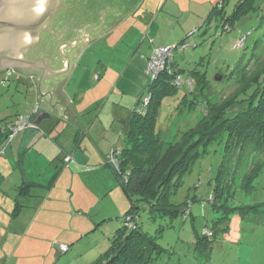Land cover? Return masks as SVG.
I'll return each mask as SVG.
<instances>
[{"label":"rangeland","instance_id":"obj_1","mask_svg":"<svg viewBox=\"0 0 264 264\" xmlns=\"http://www.w3.org/2000/svg\"><path fill=\"white\" fill-rule=\"evenodd\" d=\"M104 1L79 0L75 9L76 18H70L68 22L80 23L72 25L68 35L60 42L54 41L58 55L69 58V70L64 77L66 81L58 78L56 84L59 92H64L68 98L70 95L78 105L82 130L78 135L80 141L74 148L85 163L92 159L90 154L95 148L103 153L100 146L107 147L104 154H110L112 147L111 156L116 160L121 158L126 123L135 113H139L141 102L149 92L151 78L146 69L154 48L174 46L181 42L190 45L183 51H175L173 68L183 70V77L194 71L204 74L210 90L215 93L211 94L206 89L202 93L200 86H206L203 79L198 80L196 88L191 79L188 89L193 94L187 96L181 105L182 110L178 112L177 109L188 89H179L162 99L155 121V130L160 136L156 143L158 156L169 146L175 145L182 133L192 128L197 120L204 118L209 105L217 107L212 112L214 115L221 116L223 110H227L226 117H230L239 108L236 105L235 108L230 107L231 99L264 72V0H138L134 6L130 5L131 0L126 5L117 4L116 0H109V4ZM73 7L71 4L70 10ZM238 7L240 15L230 26L226 20ZM111 8L114 11L112 16L109 11ZM93 18L100 25L98 28L108 26L109 20L116 21L113 24L110 22V28L99 31L98 35H89L91 30L87 28L85 31L89 37L87 34L82 37L76 28ZM79 29L84 28L81 26ZM85 38L88 41L83 43ZM72 39L76 41L77 47L71 49L68 46ZM62 43L67 47L60 48ZM70 49L74 56L70 55ZM94 74L100 80L93 81ZM18 75V72H0V264H66L59 262V259H70L73 247H69L67 252L63 249L65 246L60 244L70 239L72 232L62 236L65 231L63 227L60 235L56 230L44 232V222H38L39 219L34 222L32 233L23 236L21 246L10 257L9 245L13 246L18 239L7 225H11V221L16 218L14 213L22 214L23 219H27L30 212L52 211L56 205V211H61L62 216L59 215L61 221L55 223L63 226L64 221H68L67 215L74 213L78 203H87L80 205L85 212L77 211L74 214L78 221L88 223L97 219L100 206L104 208L106 204L97 200L88 202L85 185L72 179V175L60 182L59 174L64 175L63 171L70 167L61 166L59 162L49 164L51 157L49 151L45 150V142L50 143L51 140L40 137L43 140L40 145H27L29 142L24 140L20 145V135L8 148L5 147L9 140L5 139L6 125L17 115L26 116L32 112L39 100L32 82L26 78L20 81ZM221 101L223 104H216ZM56 120L57 116L53 115L43 125L48 122L57 132L65 130L63 125L69 120L63 117L58 118L59 122ZM100 132L105 134L99 135ZM223 149V145H212L207 154L193 165L172 195L171 202L174 205L182 206L186 199L194 195L198 198L207 197L223 159ZM66 159L68 165L71 162L69 155L65 156ZM246 159L243 162L244 169L257 162V155L247 154ZM106 168L110 176L115 178L110 168ZM113 168L121 177L120 168L114 165ZM23 172L29 181L36 183L34 188L26 192L29 195L19 194ZM122 179L125 181L124 176ZM52 184L54 191H61L56 196L51 195V199L47 195ZM69 187L75 189L76 193ZM254 187L248 195L238 196L240 205L264 203V169L254 182ZM79 188L84 190L77 193ZM168 189L172 190V187ZM17 201L22 206L17 207ZM188 204L186 202L180 207L184 209L181 217L172 222L168 218L151 222L144 214L141 215L139 222L146 233L155 238L159 247L152 264H264V216L259 214L246 220H241L237 215L231 217L227 221L226 232L221 231V226L215 227L219 232L209 249L200 247L197 250L194 242L196 232L202 231L204 227L212 228L213 216L211 209L206 207L202 210L199 202L192 203V215L189 216L186 214ZM259 208L262 213L264 207ZM114 210L119 211L118 215L109 222L97 225L96 236L101 233L103 237H108L110 234L111 238V234L122 226L120 214L125 212H121L119 207ZM161 228L162 231L156 236V231ZM208 229L202 231L206 237L211 236ZM67 243L72 244L71 239ZM59 251L61 255L58 258Z\"/></svg>","mask_w":264,"mask_h":264},{"label":"trees","instance_id":"obj_2","mask_svg":"<svg viewBox=\"0 0 264 264\" xmlns=\"http://www.w3.org/2000/svg\"><path fill=\"white\" fill-rule=\"evenodd\" d=\"M105 1L108 4L110 3L109 0ZM131 1V6L138 3V0ZM129 2V0L115 1V3L122 5H126ZM247 4L249 3L247 2ZM239 7L226 20L230 23V26L236 22V18L240 15ZM104 11L105 8L100 13ZM94 20L95 18L90 22H83L81 25L91 23L90 27H95L94 29L98 32L103 31L104 28H98L100 25ZM115 21L109 20L105 30H108ZM110 22H112L111 25ZM78 27L81 28L80 26ZM85 40H88V38H85ZM73 41L74 39L71 40V42ZM185 44L181 42L170 46L173 53L170 62L166 63L164 71L159 73L156 79H151L148 95L143 98V101L142 99L139 101H142L139 113H135L134 116L129 118V122L126 123L124 141L121 146V158L116 160L114 156H111L112 147L110 154H106V158L110 157L106 160V165L113 170L128 206L125 213L121 215L122 226L113 233L108 250L91 264H152L159 252V247L155 238L147 234L139 222L141 215L144 214L151 222L165 218L172 222L181 217V212L184 209L180 207L184 206L186 202L189 203L187 215H192V203L199 202L201 209L209 207L213 216L212 228L204 227L202 229V231L205 229L210 230V237L204 236L205 234H202V231L196 232L194 242L197 250L200 247L209 249L216 241L217 232H219L215 227L221 226V231L226 232L227 221L231 217L237 215L241 220H246L259 214L264 216V211L261 213L259 208L261 206L264 207V203L240 205L238 202L240 194L248 195L255 189L254 182L264 169V72L256 76L252 83L250 82L249 85L231 99L230 107H239L231 113L232 117H226L227 110H223L221 116L214 115L212 112L217 107L209 105V111L205 113L206 117L204 116V118L201 117L200 120H197L192 128L182 133L181 137L175 141V145L169 146L163 154L158 156V145L156 143L160 136L155 130V121L162 99L165 96L173 95L179 89H188L189 85H191L188 82L191 79L194 81L195 88L198 85V80L201 81L203 79V83L206 86H203V88L200 86L201 92L203 93V90L206 89L211 94H215L210 90L204 74L194 71L187 73L186 77H183V70L173 68L175 51H183L190 46ZM49 56L52 57L51 53H48L45 57L49 59ZM149 60L150 58L148 62ZM94 75V81L100 80L99 76ZM149 76L152 78L150 74ZM176 76H180L182 80L180 86L174 83ZM21 78L26 77L20 76ZM251 87L253 89L248 92ZM192 94V90L188 89V93L185 94L182 103L177 109L178 112L182 110L181 105L187 99V96H192ZM206 95L207 93L204 94V96ZM147 98L148 101L145 102ZM216 104L223 103L221 101L216 102ZM191 108L194 109L195 107ZM35 111H38L36 107L32 112L24 116L28 117L31 115L32 124L36 117V115H33ZM19 117L17 115L12 122L6 125L7 127L4 130L7 131L6 140L12 135L9 127L15 125ZM65 122V125H63L65 129L82 130L80 121L77 127L72 125L71 120ZM31 123L27 129L11 137L5 147L8 148L13 141L32 127ZM58 133L61 134L60 132ZM216 144L223 145L224 152L213 185L210 183L213 186L212 190L207 194L206 198H198L194 195L191 199H186L182 206L174 205L171 202L172 195L175 194L184 177L191 171L193 165L207 154L209 147ZM247 154L257 155V162L252 167L248 165L244 169L243 162L247 161ZM70 160L72 161L71 157ZM64 161L65 157L62 163L66 166ZM113 165L120 168L119 173L122 171L121 177L118 176ZM245 171L248 172L246 173ZM123 176L125 181L122 179ZM35 186L36 184L34 183L23 182L19 187V194L21 195L22 192V194L29 195L26 192ZM170 187H172V190L168 189ZM16 203L17 207L22 206L19 201ZM18 215L17 212L14 213V216L17 217ZM160 231H162V228L156 231V236ZM65 247L67 251L69 247Z\"/></svg>","mask_w":264,"mask_h":264},{"label":"crops","instance_id":"obj_3","mask_svg":"<svg viewBox=\"0 0 264 264\" xmlns=\"http://www.w3.org/2000/svg\"><path fill=\"white\" fill-rule=\"evenodd\" d=\"M44 58L47 59L46 57ZM51 65H52L51 67L54 70H60V69L65 70V68L60 66V62L58 61H55L54 63L51 62ZM68 70H66L62 75L58 76V78H61V79L63 78L62 81H66L64 77H65V73L68 72ZM34 81L35 83L37 82V77ZM69 97L70 98H68L67 96L65 98V103L68 109L67 112L69 114L68 119L71 120L72 125L77 127L78 122L80 121L78 117L80 114V111L78 109V105L75 104L76 103L75 100L74 99L72 100L70 95ZM46 121L48 120H45L43 122H46ZM43 122H41L38 126H34L31 123L32 127H30L27 131L21 134V138H22L21 141L19 139L20 145L23 144V140L26 143L29 142L27 145H30L33 143H35L36 145L38 144L40 145L43 141L40 139V137H44V138H47L48 140H51L50 143L45 142V148H47L45 150L49 151L48 153L50 154L49 156L51 157V160L49 162L50 165L54 163L55 164L60 163L62 166L63 164L62 161L66 155H69L72 158V161L68 165L66 166L63 165L64 167L68 166L70 168L65 169L63 171L64 175L59 174L60 182L61 180L65 181L67 177H70V175H72L71 176L72 179L75 178L76 179L75 181L79 180L81 181V183L85 185L86 187L85 190L88 192V198H87L88 202L90 200H92V202L94 200H97V201H101L102 203H105L106 206L104 208L100 206V210L96 215L97 219L94 220V222L92 221L88 223L86 221L77 220V216H75L76 212L77 211L85 212L84 208H81L80 205L87 204V203H82V204L78 203L76 205L77 209L73 210L75 214L74 213L68 214L67 215L68 221L66 222L65 220L63 226L62 224L58 225L57 223H55L58 220L61 221V218L59 217V215L62 216L61 211H56V208H58L56 205L53 206L55 207L54 208L55 210L53 209L52 211H47V210L40 211L39 210V211L33 212V214L30 212L29 215H27L28 216L27 219H23L24 217H22V214H19L14 220L11 221V225L7 224L8 229H12L15 232L14 234H16L18 238L13 246H11V244L9 245L11 247L10 257L14 256V254L17 252V249L21 246L22 241H23V236L26 237L30 234V232L32 233V227L34 225V222H36L37 219H39L38 222L40 221L44 222V224H42L44 227V232H47V231L50 232L51 230H54V231L56 230V231H59V235H60V231L63 228L65 231L62 236H64V234L69 235V232L70 231L72 232L71 233L72 236H69L72 241V244L68 245L67 242L70 241L69 238H68L69 240L65 239L60 244L63 246L65 245L67 247H73L72 257L67 260L59 259V262L63 261V262H66V264H91L101 254H103L110 246V239H111L110 234L108 237L106 235L103 237L101 233L98 236H96L97 234H95V232L98 231L97 225L101 224V222L102 224H104L105 222H109L108 220H113V218L116 215H118V212H119V211L117 212L116 210H114L115 207H119L120 211L121 212L123 211V213L127 210L128 205H127L125 196L122 193L118 185L116 176L114 175L115 178H112L109 172H107L106 170L107 169L106 168L107 159L105 157L106 154L104 153L107 151V147L105 148L104 146L102 147L100 146L103 153L100 152L99 149L98 151L97 148H95L96 150H93L92 154H90L92 159L87 160L88 163L87 162L85 163L82 155L79 156L77 149L74 148L76 147L75 145L79 140L78 135L80 134L81 130H77V129L70 130L66 128L64 131L60 132L61 134H59L56 131L57 129L54 128L51 123L47 122L46 125H43ZM33 123H34V120H33ZM79 127H80V124H79ZM56 133H58L57 136H56ZM103 133L104 132L102 133L100 132L99 135H102ZM30 150L31 148L29 147V151ZM89 161H91V163ZM110 170L113 172L111 168ZM22 177H23V182L34 183L27 179L25 172H23ZM69 182H71V179ZM53 186L54 185H52L49 188L50 190L49 195H47L51 199L53 198L51 195L55 194L56 196L58 194V191H61L59 189H55L54 191L55 187ZM93 186H97V187L94 188ZM69 188L70 190H73L76 193L75 189H72L71 187ZM81 190H84V189H81V188L77 189V193H79ZM59 194H62V192H59ZM120 215H123V214H120ZM35 235H38V234L35 233ZM111 237H112V234H111ZM68 251H69V248H68ZM60 255L61 253L59 251L58 258L60 257Z\"/></svg>","mask_w":264,"mask_h":264},{"label":"water","instance_id":"obj_4","mask_svg":"<svg viewBox=\"0 0 264 264\" xmlns=\"http://www.w3.org/2000/svg\"><path fill=\"white\" fill-rule=\"evenodd\" d=\"M55 1L0 0V72H20L28 78L33 76L34 80L37 77L36 83L32 81L39 97L35 106L38 111L33 113L36 115L34 126L45 120L50 121L53 115L57 116L56 122H59L58 118H69L66 94L59 92L56 82H50L56 81L58 76L69 69V58L63 57L65 70H54L50 62H59V57L54 56L53 48L50 49L52 57L49 59H28L24 56L25 51L36 42V27L55 9Z\"/></svg>","mask_w":264,"mask_h":264},{"label":"flooded vegetation","instance_id":"obj_5","mask_svg":"<svg viewBox=\"0 0 264 264\" xmlns=\"http://www.w3.org/2000/svg\"><path fill=\"white\" fill-rule=\"evenodd\" d=\"M68 1V2H67ZM55 9L53 11L49 12L43 19V21L36 27L37 29V39L36 42L32 45V47L29 50H26L24 53V56L28 59H38V58H44L48 53H50V49L53 48L52 53L54 56L59 57V62L60 66L63 67L64 64V59L58 55L56 52V48L54 45V41L60 42L64 37H66L69 33V28L72 25H76L80 22H75V23H70L68 20L70 18H76V8L78 7L77 4L79 0H57ZM68 4H67V3ZM67 4V5H66ZM71 4L74 5L73 9L70 10ZM50 8V7H49ZM113 9V8H112ZM112 9H109L111 11L110 16L113 15ZM103 14V13H101ZM115 16V15H114ZM80 27L82 25H79ZM102 28H106V25L101 26ZM83 30H80L79 27L76 28L77 31L80 32V35L85 36L86 31L85 29L90 28V34L89 35H98V31L94 29L95 27H90L89 24L83 25ZM88 35V34H87ZM88 40H85L83 42H87ZM74 40L73 42L70 43L68 48H74L75 46L77 47V43ZM67 45L62 43L60 48H66ZM70 49L69 53L70 55L74 56V52H72ZM50 58V56H49ZM51 65V62H50ZM19 75L22 77V73L18 72ZM26 76V75H23ZM26 79L29 81H34L33 76H29V78L26 76ZM61 79V78H60ZM63 80V78L61 79ZM50 82H59L58 79L56 81H50ZM53 111V110H52Z\"/></svg>","mask_w":264,"mask_h":264},{"label":"built area","instance_id":"obj_6","mask_svg":"<svg viewBox=\"0 0 264 264\" xmlns=\"http://www.w3.org/2000/svg\"><path fill=\"white\" fill-rule=\"evenodd\" d=\"M172 47H157L153 49L152 55L147 65L146 73L151 75V79L154 80L157 78L159 73L163 72L166 66V63L170 62L172 57ZM174 83L178 86L182 84V80L180 76H176L174 79ZM148 99L145 100L147 102ZM31 123V115L28 117L20 116L15 125L9 127L12 135L8 138L10 141L11 137L16 135L18 132L27 129ZM67 159L65 160V162ZM205 234V233H203ZM66 251V247H63Z\"/></svg>","mask_w":264,"mask_h":264}]
</instances>
